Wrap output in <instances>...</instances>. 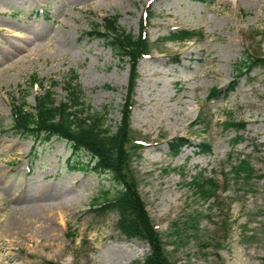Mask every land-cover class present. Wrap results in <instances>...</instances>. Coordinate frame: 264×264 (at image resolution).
<instances>
[{
  "label": "rangeland",
  "instance_id": "374dc122",
  "mask_svg": "<svg viewBox=\"0 0 264 264\" xmlns=\"http://www.w3.org/2000/svg\"><path fill=\"white\" fill-rule=\"evenodd\" d=\"M110 16L134 35L144 30L150 45L134 67L129 107L132 66L90 35ZM175 30L198 36L170 42ZM245 54L264 58V0H0V264H139L151 253L121 233L116 213L93 207L113 185L75 168L87 154L69 163L68 142L34 144L13 130L14 101L26 96L35 107L46 89L64 101L73 70L91 113L106 114L113 131L129 116L141 148L128 174L166 256L175 264H264V65L238 75ZM179 137L190 144L173 156L168 141ZM240 160L246 172H236ZM201 175L221 185L224 178L219 203L198 195ZM46 203L56 206L53 231L35 218Z\"/></svg>",
  "mask_w": 264,
  "mask_h": 264
},
{
  "label": "trees",
  "instance_id": "16d2710c",
  "mask_svg": "<svg viewBox=\"0 0 264 264\" xmlns=\"http://www.w3.org/2000/svg\"><path fill=\"white\" fill-rule=\"evenodd\" d=\"M195 1L212 4L216 0ZM119 19V16L104 18L102 24L95 25L90 35L103 39L115 57L132 66V83L127 98L129 107L133 100V87L138 78L134 67L150 55V45L144 30L134 35L121 27ZM196 36H198L197 32L178 30L171 32L168 39L182 43ZM239 61L236 67L238 75L246 74L260 63L264 65V58L256 59L250 54H245ZM78 79V74L72 71L65 80L64 101L57 102L50 89H46L43 95L37 97L35 107L27 104L26 96H23L19 103L14 101L13 130L25 138H32L35 144L49 143L54 138L68 142L72 149L69 163L77 155L87 154L86 161L77 162L78 165L75 168H81L82 165V169L107 176L113 185L112 192H105L102 200L97 198L93 203V207L98 208L96 211L116 213L117 226L126 238L141 239L150 245V255L139 264H175L164 253L162 236L146 214L144 202L137 192L138 187L134 176L128 174V161L141 148L139 143L132 142L129 116H124L117 129L113 131L107 125L106 114L91 113V110L86 107L85 92ZM37 84L39 83L35 80L31 83L33 86ZM40 85L42 87V84ZM234 88L232 87V90ZM214 96L215 92H212L210 97ZM126 113L129 114V110ZM238 125L241 124L229 123V126ZM188 144L190 142L183 137L168 141L173 156H179ZM202 147L206 153L212 150V145L208 143L202 144ZM248 169V162L240 160L236 172L239 170L246 172ZM218 183L216 179L204 178L201 175L195 180L198 195L206 200L214 199L219 203L220 185Z\"/></svg>",
  "mask_w": 264,
  "mask_h": 264
},
{
  "label": "bare ground",
  "instance_id": "6f19581e",
  "mask_svg": "<svg viewBox=\"0 0 264 264\" xmlns=\"http://www.w3.org/2000/svg\"><path fill=\"white\" fill-rule=\"evenodd\" d=\"M58 195H61V193H58ZM52 197H53V193L49 191L48 193L44 194L39 200L41 202H44V201L50 200V198ZM61 203H58L57 205L63 208L68 207V205H62ZM55 207L56 206L54 204L52 205L51 203L39 205V210L35 218L38 219L40 222L44 223L43 229L46 231H53L52 221H54V214H53L54 211L53 210L55 209ZM17 223L15 224L18 226Z\"/></svg>",
  "mask_w": 264,
  "mask_h": 264
}]
</instances>
